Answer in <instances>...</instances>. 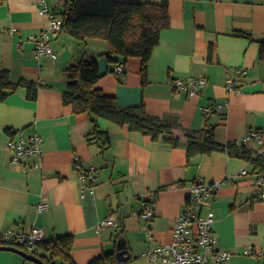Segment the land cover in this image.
I'll return each mask as SVG.
<instances>
[{"label":"crops","instance_id":"crops-1","mask_svg":"<svg viewBox=\"0 0 264 264\" xmlns=\"http://www.w3.org/2000/svg\"><path fill=\"white\" fill-rule=\"evenodd\" d=\"M57 12L65 0H47ZM160 3L162 0H122ZM170 25L161 34L148 66L147 82L141 74L142 59L129 57L122 74L118 61L107 57L102 38L85 41L62 31L51 41L56 55L37 56L30 39L50 25L39 12L41 0H0V65L11 79L39 84L36 99L26 87L0 101V232L15 227L44 229L47 238L73 235L71 257L89 264L108 252L121 253L117 264H150L147 250L173 239V228L188 201L189 186L196 180H222L216 197L206 201L215 214L219 246L232 253L226 264H262L264 258L246 254L248 246L264 251V197L253 164L226 151L187 157V132L206 124L204 108L222 107L212 113L215 138L220 143L240 142L251 131L264 133V61L259 60L264 41V0H168ZM243 31L250 36L241 35ZM94 56L102 78L97 86L123 107L144 103L148 114L174 117L178 147L165 145L140 131L106 118L101 129L111 135L103 148L90 134L88 112H76L65 103L68 85L65 69L83 57ZM236 67L249 69L236 76ZM205 76L207 85L189 96L170 84L174 78ZM237 80L238 91H228L227 78ZM44 137L41 156L11 163L9 134ZM255 154L264 145L247 143ZM97 174L94 190H85L76 160ZM248 174L242 175V169ZM45 201L49 207L39 212ZM152 204L155 218L140 213ZM205 208L204 210H206ZM117 226L98 229L108 215ZM58 264L69 261L55 260ZM0 264H40L23 255L0 250ZM217 264V263H212Z\"/></svg>","mask_w":264,"mask_h":264},{"label":"trees","instance_id":"trees-1","mask_svg":"<svg viewBox=\"0 0 264 264\" xmlns=\"http://www.w3.org/2000/svg\"><path fill=\"white\" fill-rule=\"evenodd\" d=\"M63 18V29L74 37L86 40L102 38L107 41L109 49L107 57L116 62L121 56L124 63L129 57L142 59L141 74L147 82L148 66L159 45L162 31L170 25L169 3L162 0L154 2H134L122 0H65L63 10L59 12ZM241 35L249 33L238 31ZM259 60L264 61V41H261ZM65 72L68 85L64 91L65 103L72 104L76 112H88L93 131V139L100 142L103 148L111 145V135L100 128L98 119L106 118L130 130L140 131L165 145L178 147L181 138L174 132L177 127L174 117H158L147 113L144 103L137 106H120L114 96L106 94L97 86L103 73L94 56L83 57L69 65ZM119 74V73H118ZM26 87L28 98L36 99L39 84L25 79L13 81L9 70L0 65V101H4L11 93ZM215 103L211 104L214 105ZM214 110L212 113H214ZM212 113H206V124L198 131L187 132V157L201 154H212L215 151H226L232 156L245 158L253 164V172L264 175V152L259 154L239 142L220 143L215 138L216 125L211 122ZM73 235L47 238L40 242L42 249L39 257L45 264H58L55 260L69 261L76 264L71 257ZM0 245H7L0 235ZM119 252V251H118ZM108 252L92 259L89 264H117L121 253Z\"/></svg>","mask_w":264,"mask_h":264},{"label":"built area","instance_id":"built-area-1","mask_svg":"<svg viewBox=\"0 0 264 264\" xmlns=\"http://www.w3.org/2000/svg\"><path fill=\"white\" fill-rule=\"evenodd\" d=\"M39 12L50 17V25L41 31L39 35L30 37L36 42L35 53L37 56L53 55L55 50L51 45V41L59 36L62 32L63 18L59 12L50 7L47 0H41ZM125 70V64L120 63L116 66L115 71L122 74ZM236 76L247 75L249 69L246 67H236ZM207 78L201 76H189L185 79L174 78L170 80V84L175 90L183 91L189 96L196 95L202 91L207 85ZM228 91H238L237 80L233 77L227 78ZM222 103H215L204 108V112L212 113L219 110ZM255 140L258 144L264 145V133L262 131H251L239 143H247ZM44 137L39 133L26 136L21 130H17L8 135L7 148L10 151V160L13 164L22 162L26 157L32 155L41 156ZM264 152V147L259 150V154ZM76 168L79 171L82 183L83 196L85 190H94L97 184V174L93 167L86 168L78 159L76 160ZM242 175H247L248 170L242 169ZM258 187L262 190L264 197V175L257 177ZM222 180L208 181L199 179L189 186L188 201L184 205L181 214L176 219L173 228V239L167 243H160L158 246L147 250V256L150 264H226L231 258L232 253L224 250L219 246V237L215 231V214L211 206L205 204L216 197L222 188ZM47 202L42 201L38 205V211L43 212L48 209ZM207 208L206 210H204ZM140 216L147 221L155 218V209L152 204L148 205ZM117 217L114 214L108 215L98 224V229L106 226H117ZM3 240L7 245L17 246L25 251L38 256L41 254L40 242L47 239L44 229L34 227L30 230H18L15 227L7 228L0 232ZM246 254L255 257L264 258V251L254 250L252 246H248L245 250ZM264 264V262L262 263Z\"/></svg>","mask_w":264,"mask_h":264},{"label":"water","instance_id":"water-1","mask_svg":"<svg viewBox=\"0 0 264 264\" xmlns=\"http://www.w3.org/2000/svg\"><path fill=\"white\" fill-rule=\"evenodd\" d=\"M0 250H11V251H14V252H17V253L23 255L24 257L28 258L29 260L36 261L40 264H45L44 261L40 257L35 256L34 254H31V253H29V252L25 251L24 249L17 247V246L0 245Z\"/></svg>","mask_w":264,"mask_h":264},{"label":"rangeland","instance_id":"rangeland-1","mask_svg":"<svg viewBox=\"0 0 264 264\" xmlns=\"http://www.w3.org/2000/svg\"><path fill=\"white\" fill-rule=\"evenodd\" d=\"M262 258H263V257H262ZM263 262H264V260H263ZM263 262H262V263H263Z\"/></svg>","mask_w":264,"mask_h":264}]
</instances>
